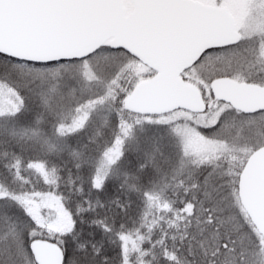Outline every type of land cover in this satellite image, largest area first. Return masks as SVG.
Instances as JSON below:
<instances>
[{
  "label": "snow or ice",
  "instance_id": "1",
  "mask_svg": "<svg viewBox=\"0 0 264 264\" xmlns=\"http://www.w3.org/2000/svg\"><path fill=\"white\" fill-rule=\"evenodd\" d=\"M0 264H264V0H0Z\"/></svg>",
  "mask_w": 264,
  "mask_h": 264
}]
</instances>
